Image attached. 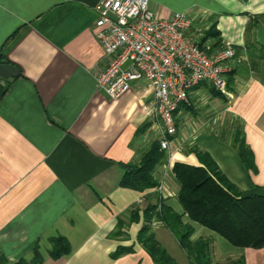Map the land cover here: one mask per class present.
<instances>
[{"label": "crops", "instance_id": "1", "mask_svg": "<svg viewBox=\"0 0 264 264\" xmlns=\"http://www.w3.org/2000/svg\"><path fill=\"white\" fill-rule=\"evenodd\" d=\"M99 1L0 0V56L18 71L0 78V264L27 263L34 250L40 264H156L136 234L148 206L182 213L171 166H197L191 149L206 153L242 195L264 197V61L247 47L264 45V0L147 1L161 19L185 13L186 36L197 44L215 35L200 44L208 54L216 42L231 47L234 59L222 70L234 75L225 101L207 83L186 91L166 160L154 172L158 187L142 192L119 181L123 166L137 163L156 140L151 89L137 80L115 99L96 89L95 75L106 64L93 29ZM236 133L250 153L249 168L238 157ZM182 221L191 227L190 241L209 242L212 264H264V244L234 248ZM148 224L176 264H189L161 222ZM55 236L70 253L51 259L48 240ZM117 248L131 252L112 258Z\"/></svg>", "mask_w": 264, "mask_h": 264}, {"label": "built area", "instance_id": "2", "mask_svg": "<svg viewBox=\"0 0 264 264\" xmlns=\"http://www.w3.org/2000/svg\"><path fill=\"white\" fill-rule=\"evenodd\" d=\"M147 1H99L93 29L106 64L95 75V87L115 99L131 83L147 82L152 95L150 130L165 151L167 138L175 134L174 112L186 101L187 90L207 83L228 96L222 66L234 59V51L220 44L208 54V47L186 36L191 21L185 13L161 19L148 10Z\"/></svg>", "mask_w": 264, "mask_h": 264}, {"label": "trees", "instance_id": "3", "mask_svg": "<svg viewBox=\"0 0 264 264\" xmlns=\"http://www.w3.org/2000/svg\"><path fill=\"white\" fill-rule=\"evenodd\" d=\"M251 26V25H250ZM211 33V28L208 29ZM215 35L206 34L201 42ZM214 47H219L216 42ZM247 47L255 52L258 59L264 61V45L256 46L255 43L247 44ZM0 64H6L0 56ZM233 72L222 74L225 90L230 93ZM214 91V90H213ZM216 96L225 101L218 91ZM180 103L179 106H182ZM174 112V114H175ZM149 127V124L144 125ZM143 127V129H144ZM139 132V130H138ZM238 132V131H237ZM239 133V132H238ZM234 136L237 143L238 157L244 167L251 166V156L239 139V134ZM198 162L197 166L175 162L171 166L173 179L177 184L176 200L182 213L176 214L158 202L148 206L144 211L146 220L136 234V242L148 253L156 264H176L155 241L150 232L151 218H155L166 227L178 247L185 254L189 264H212L210 259L209 242L203 239L190 241L191 227L182 221L185 216L190 223H194L212 234L220 237L234 248L258 249L264 244V197L259 195H242L234 185L221 174L211 158L204 152L191 149ZM166 160V154L159 149L156 140L151 141L149 147L140 155L137 163L123 166L119 186L122 188L142 192L146 189L158 187L154 178L157 166ZM136 214L132 212L129 221H134ZM48 256L58 259L70 253L67 241L61 236H55L48 240ZM131 252L130 248H117L111 255L112 258ZM40 255L34 250L32 259L17 264H40ZM231 264H241V261H233Z\"/></svg>", "mask_w": 264, "mask_h": 264}, {"label": "water", "instance_id": "4", "mask_svg": "<svg viewBox=\"0 0 264 264\" xmlns=\"http://www.w3.org/2000/svg\"><path fill=\"white\" fill-rule=\"evenodd\" d=\"M18 71L11 65L0 64V78L7 79L9 77H16Z\"/></svg>", "mask_w": 264, "mask_h": 264}, {"label": "rangeland", "instance_id": "5", "mask_svg": "<svg viewBox=\"0 0 264 264\" xmlns=\"http://www.w3.org/2000/svg\"><path fill=\"white\" fill-rule=\"evenodd\" d=\"M224 264V263H223Z\"/></svg>", "mask_w": 264, "mask_h": 264}]
</instances>
